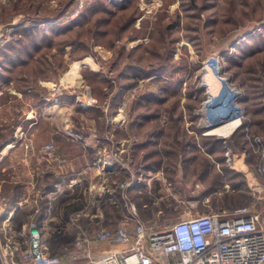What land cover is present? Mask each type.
Wrapping results in <instances>:
<instances>
[{
  "label": "rangeland",
  "instance_id": "374dc122",
  "mask_svg": "<svg viewBox=\"0 0 264 264\" xmlns=\"http://www.w3.org/2000/svg\"><path fill=\"white\" fill-rule=\"evenodd\" d=\"M210 67L240 93L234 140L255 151L249 161L256 168V150L264 147V0H0L2 109L15 103L11 93L23 104L59 92L74 103L66 113L70 126L95 130L122 120L139 126L103 159L132 174L144 169L132 154L144 140L153 138L152 150L162 156L178 153L151 158L155 171L142 180V195L129 196L146 205L139 213L152 225L256 204L264 220V200L238 162L243 149L235 150L231 135L209 134L230 121L209 127L203 83ZM9 123L1 126L6 132ZM186 142L194 145L183 150ZM48 143L57 157V145ZM24 146L44 159L43 145ZM188 154L195 159L186 160ZM214 180L215 193L204 195Z\"/></svg>",
  "mask_w": 264,
  "mask_h": 264
},
{
  "label": "crops",
  "instance_id": "0c3cea01",
  "mask_svg": "<svg viewBox=\"0 0 264 264\" xmlns=\"http://www.w3.org/2000/svg\"><path fill=\"white\" fill-rule=\"evenodd\" d=\"M8 82L5 81V84ZM3 86L4 83L0 84V98L4 95ZM64 95L49 92L37 102L27 98L26 102L20 104L18 101L20 94L11 93L16 100L15 103L5 109L0 105V127L10 122L7 126L13 128L14 135L13 141L0 149V193L10 201L8 213L0 219V263L4 258L21 262V253L16 250V246L26 247L27 237L21 234L31 222L37 223L42 229L48 252L52 228L70 233L71 246L80 230L92 236L102 228L116 229L127 225L129 229L131 217L136 213L141 218L139 210L146 207L143 203L132 202L129 196L142 195L145 185L142 184V180L155 171L152 167L154 164L148 163L150 159L154 157L165 159L171 154L178 156L174 150L166 152L165 156H162L159 149L152 150L154 143L151 142L153 138H150L148 142L144 140L136 145L132 152L134 165H141V168H144L141 173L135 172L134 175L130 169L120 165L105 166L103 159L106 152L115 144L130 139L131 127L139 126H127L124 124L125 120L103 128L93 127L95 130L70 126L66 113L74 107V103H68ZM91 107L87 109L90 110ZM4 128H0V133L6 132ZM236 128L230 135L233 136L231 143L234 144L235 150L239 152V148L243 149L238 161L243 165L241 171L246 172L247 179L251 181L249 185L253 192L258 194V199L264 200V179L259 172L260 163L256 168L251 165L249 160L252 158L249 157L250 155L253 157L254 151L244 144L240 147L238 141L234 140L237 136ZM27 142L37 148L54 142L59 150L58 156L51 162L42 160L25 148ZM192 142H186L183 146L194 145ZM182 154L187 153H180ZM64 157H67L68 161L62 162ZM185 159L193 161L195 158L190 156ZM224 159L219 158V162L223 163ZM157 163L160 165V162ZM207 169L212 175L211 168ZM120 182L130 183L126 187H121ZM218 182L214 180V187L211 188L209 185L204 195L214 194ZM228 183L231 182L227 181ZM232 188L233 192L236 191V186ZM229 197L233 198V201L237 200L234 193ZM256 205H250L252 211L260 214ZM72 206L76 208L73 209ZM124 246L106 243L93 244L91 248L92 253L98 255L121 250ZM68 252L69 250L60 256L65 261L64 264H67ZM83 262L82 260L76 264Z\"/></svg>",
  "mask_w": 264,
  "mask_h": 264
},
{
  "label": "built area",
  "instance_id": "2783aa9c",
  "mask_svg": "<svg viewBox=\"0 0 264 264\" xmlns=\"http://www.w3.org/2000/svg\"><path fill=\"white\" fill-rule=\"evenodd\" d=\"M81 1V0H80ZM81 9V8H80ZM79 9V10H80ZM29 147V145H27ZM259 172L264 179V147L258 148ZM45 160H55L56 148L46 143L39 148ZM64 162V160H62ZM105 166L112 167L113 159ZM124 187V184H121ZM10 208V201L0 193V219ZM127 225L102 228L94 235L78 231L66 262L76 264H264V220L252 206L235 210H210L189 214L165 226L152 225L136 213ZM27 245L16 246L21 262L4 260L0 264H64L58 255L48 252L40 226L31 222L23 230ZM124 244L121 250L94 255L93 244Z\"/></svg>",
  "mask_w": 264,
  "mask_h": 264
},
{
  "label": "bare ground",
  "instance_id": "6f19581e",
  "mask_svg": "<svg viewBox=\"0 0 264 264\" xmlns=\"http://www.w3.org/2000/svg\"><path fill=\"white\" fill-rule=\"evenodd\" d=\"M204 78L203 84L208 88V101L204 111L210 117L209 127H214L218 120H230L227 125L215 128L209 134L230 135L241 123L240 108L236 105V98L240 93L229 85L226 78L221 77L217 68H207Z\"/></svg>",
  "mask_w": 264,
  "mask_h": 264
},
{
  "label": "trees",
  "instance_id": "16d2710c",
  "mask_svg": "<svg viewBox=\"0 0 264 264\" xmlns=\"http://www.w3.org/2000/svg\"><path fill=\"white\" fill-rule=\"evenodd\" d=\"M13 139H14L13 128L8 129L7 132H2L0 134V149L3 148L6 144L13 141ZM218 142L220 143V141ZM253 153H255V151ZM72 208L75 209L76 207L72 206ZM51 234H52V238L51 241L48 243L50 254L63 256V254L70 247V243L72 241L71 238L72 235L58 228H52Z\"/></svg>",
  "mask_w": 264,
  "mask_h": 264
}]
</instances>
